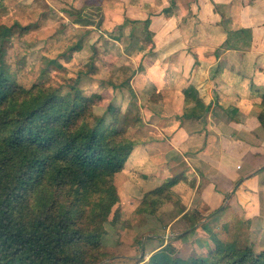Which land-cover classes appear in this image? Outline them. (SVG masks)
Returning a JSON list of instances; mask_svg holds the SVG:
<instances>
[{
    "label": "crops",
    "instance_id": "0c3cea01",
    "mask_svg": "<svg viewBox=\"0 0 264 264\" xmlns=\"http://www.w3.org/2000/svg\"><path fill=\"white\" fill-rule=\"evenodd\" d=\"M139 3L124 16L150 19L152 51L160 57L151 64L155 73L146 74L155 80L149 93L161 101L145 107L151 121L141 119L137 127H146L148 141L135 140L123 169L115 174L116 185L142 168L136 177L143 179L142 185L134 193L133 184L129 190L119 182L115 187L121 199L127 194L132 209L138 199L174 182L157 207L161 210L144 214L157 220L168 216V229H182L177 239L146 236L160 242L148 241L145 260L135 263L149 264L163 250L173 256L169 239L172 244L185 242L179 250L196 247L191 237L223 218L233 224L241 220L249 236L264 241V127L257 119L264 94V0ZM161 32L165 41L159 44ZM175 36L182 40L173 42ZM172 199L180 202L179 210Z\"/></svg>",
    "mask_w": 264,
    "mask_h": 264
},
{
    "label": "rangeland",
    "instance_id": "374dc122",
    "mask_svg": "<svg viewBox=\"0 0 264 264\" xmlns=\"http://www.w3.org/2000/svg\"><path fill=\"white\" fill-rule=\"evenodd\" d=\"M137 4L140 5L139 0H2L0 26L5 30L0 34V50L3 77L13 85L25 90L37 89L45 95L73 96L77 87L82 95L97 94L100 97H94L99 99L93 107L95 115L104 113L109 104L119 107L121 112L130 110L125 113L126 118L116 124L122 123L123 134L134 141L147 142L146 127H137V122L131 118L138 116L140 121L150 122L151 117L145 107L156 99L161 101L160 97L149 93L155 80H150L146 74V70L155 73L156 69L151 64L160 54L152 51L154 47L142 24L127 21L130 19L124 16ZM123 23L125 25L120 27ZM162 26L165 23L159 25L160 29ZM162 35L163 32L160 33L159 44L161 40L165 41ZM179 40L182 37L172 39L176 43ZM132 72L134 74L130 75ZM128 79L130 92L126 88L112 89L113 84L119 85ZM146 115L148 119H145ZM106 119L111 121L109 116ZM141 170H132V179L123 178L116 185L114 175V185L126 186L129 190L133 184L134 193L143 182L141 177L136 178L143 172ZM176 170L180 172L182 168ZM163 194H156L153 199L165 201L169 194ZM117 195L118 202L104 219L92 216L98 211L94 206L98 200L96 195L86 202H73L75 210L79 211L75 219L85 228H91L97 236V251L102 256L98 264H136L145 260L143 248L147 251L148 241H159L145 238L148 235L164 234L177 239L176 232L182 228L168 229V216L159 215V220L148 217L146 214L152 213L154 206L145 196L136 201L135 204L139 203L137 208L131 209L127 194L124 199L119 197L118 191ZM120 195L123 194L120 192ZM70 201V198L64 199L66 204ZM170 203L176 211L179 210L177 199ZM159 209L153 212L156 214ZM90 220L94 223H86ZM219 221L216 225H205L200 235L187 236L191 237L192 243L197 242L194 249L186 246L179 250V244L185 242L172 244V239H169V247L175 250L173 256L182 259L194 257L214 264L211 251L216 240L225 245L253 247L256 252L264 250V241L252 234L249 236L241 220H235V224L224 218ZM212 237L216 240H209Z\"/></svg>",
    "mask_w": 264,
    "mask_h": 264
},
{
    "label": "trees",
    "instance_id": "16d2710c",
    "mask_svg": "<svg viewBox=\"0 0 264 264\" xmlns=\"http://www.w3.org/2000/svg\"><path fill=\"white\" fill-rule=\"evenodd\" d=\"M127 21L141 23L153 44L149 18ZM4 30L0 26V34ZM1 57L0 50V264H98L102 256L97 236L75 219L79 211L73 202L96 195L98 211L92 216L101 219L118 202L113 177L123 169L135 142L123 134L122 123H116L130 110L121 112L109 104L97 116L93 107L99 99L94 97L100 96L82 95L78 87L73 96L25 90L3 77ZM129 79L112 89L130 92ZM259 107L257 119L264 127V94ZM131 119L140 122L138 116ZM173 183L145 195L154 206L152 213L163 203L153 198ZM66 198L71 199L67 204ZM215 243L214 264H264V250ZM148 263L210 264L174 257L170 250Z\"/></svg>",
    "mask_w": 264,
    "mask_h": 264
}]
</instances>
